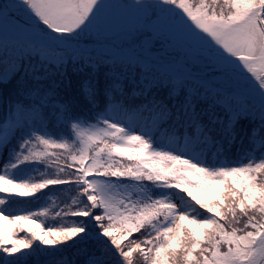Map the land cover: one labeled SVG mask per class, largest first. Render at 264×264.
Here are the masks:
<instances>
[{"label":"snow or ice","instance_id":"6c2138e0","mask_svg":"<svg viewBox=\"0 0 264 264\" xmlns=\"http://www.w3.org/2000/svg\"><path fill=\"white\" fill-rule=\"evenodd\" d=\"M0 69V205L79 190L0 207V264H264V0H0Z\"/></svg>","mask_w":264,"mask_h":264},{"label":"trees","instance_id":"16d2710c","mask_svg":"<svg viewBox=\"0 0 264 264\" xmlns=\"http://www.w3.org/2000/svg\"><path fill=\"white\" fill-rule=\"evenodd\" d=\"M2 71V69H0ZM7 114V98L0 99V121L4 119ZM147 119V113L144 114V117L139 118L138 124L143 125L145 120ZM89 123H95V121H89ZM57 138V137H54ZM262 137L260 134H257L255 140L258 142L261 140ZM244 153H247L248 158L254 159L256 162L259 161L262 155H264V150H261L259 144H249L248 141H245L244 144ZM242 153L238 152L236 149H233L230 153V158L234 160H240ZM0 159L4 162L7 161V154L6 156L2 157L0 155ZM243 162H247L244 160ZM63 161H61V164ZM236 166V165H234ZM40 171H43L41 168ZM51 171H56L52 169ZM0 174H4L3 167ZM8 175L19 176L20 178H31V179H38L39 176L34 172H25L23 168L17 169H9ZM78 189L73 185L71 187L65 185H55L49 186L48 189L42 190V193H38L36 197H27V198H19L17 197L14 202L7 203L6 205H0V207H6L9 211L13 214H21V210L32 211V212H39L44 208H48L49 212L46 216L41 217L44 221L45 226L51 227H62V226H70L73 218L69 216H62L57 217L55 216L56 211H60L63 209L67 211L68 208L71 206L74 209V205H72V197L77 196ZM194 194L203 198L201 194L193 189ZM181 195H186L181 192ZM4 194L0 193V197H3ZM179 198L177 197V200ZM190 201V198H187ZM194 203V202H193ZM203 211V210H201ZM31 227L35 228V226L30 225ZM20 235H24V233H20ZM82 246V245H78ZM95 246L93 244L89 245V248L92 249ZM75 249L69 243L68 246H57V250L55 252H40L34 256L27 258V264H67V262L72 258L73 252ZM84 257H79V260L82 262ZM134 260L136 264H143L142 257L134 255Z\"/></svg>","mask_w":264,"mask_h":264},{"label":"rangeland","instance_id":"374dc122","mask_svg":"<svg viewBox=\"0 0 264 264\" xmlns=\"http://www.w3.org/2000/svg\"><path fill=\"white\" fill-rule=\"evenodd\" d=\"M0 170H1V163H0ZM183 193V192H182ZM185 195H186V193H184ZM33 226H35L34 224H33ZM36 227V226H35Z\"/></svg>","mask_w":264,"mask_h":264}]
</instances>
